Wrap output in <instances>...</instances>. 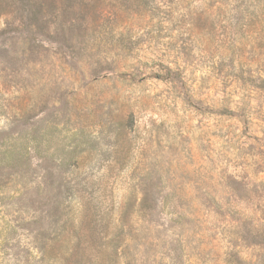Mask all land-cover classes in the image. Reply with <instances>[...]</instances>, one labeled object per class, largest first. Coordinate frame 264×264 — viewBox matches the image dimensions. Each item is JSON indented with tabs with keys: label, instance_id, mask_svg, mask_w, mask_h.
<instances>
[{
	"label": "rangeland",
	"instance_id": "374dc122",
	"mask_svg": "<svg viewBox=\"0 0 264 264\" xmlns=\"http://www.w3.org/2000/svg\"><path fill=\"white\" fill-rule=\"evenodd\" d=\"M0 264H264V0H0Z\"/></svg>",
	"mask_w": 264,
	"mask_h": 264
},
{
	"label": "trees",
	"instance_id": "16d2710c",
	"mask_svg": "<svg viewBox=\"0 0 264 264\" xmlns=\"http://www.w3.org/2000/svg\"><path fill=\"white\" fill-rule=\"evenodd\" d=\"M244 2L242 1V4H243Z\"/></svg>",
	"mask_w": 264,
	"mask_h": 264
}]
</instances>
